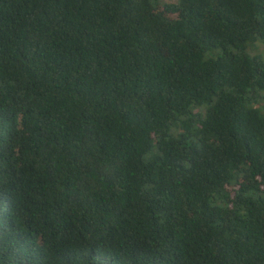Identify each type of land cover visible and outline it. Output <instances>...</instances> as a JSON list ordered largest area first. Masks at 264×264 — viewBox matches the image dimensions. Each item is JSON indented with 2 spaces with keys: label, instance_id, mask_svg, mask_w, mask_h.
<instances>
[{
  "label": "trees",
  "instance_id": "16d2710c",
  "mask_svg": "<svg viewBox=\"0 0 264 264\" xmlns=\"http://www.w3.org/2000/svg\"><path fill=\"white\" fill-rule=\"evenodd\" d=\"M264 0H0V264H264Z\"/></svg>",
  "mask_w": 264,
  "mask_h": 264
},
{
  "label": "rangeland",
  "instance_id": "374dc122",
  "mask_svg": "<svg viewBox=\"0 0 264 264\" xmlns=\"http://www.w3.org/2000/svg\"><path fill=\"white\" fill-rule=\"evenodd\" d=\"M255 53H259L264 57V44L258 42V46L256 45Z\"/></svg>",
  "mask_w": 264,
  "mask_h": 264
}]
</instances>
